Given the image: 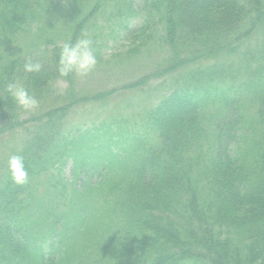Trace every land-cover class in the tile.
Instances as JSON below:
<instances>
[{"label": "trees", "instance_id": "16d2710c", "mask_svg": "<svg viewBox=\"0 0 264 264\" xmlns=\"http://www.w3.org/2000/svg\"><path fill=\"white\" fill-rule=\"evenodd\" d=\"M44 2L0 0V40L20 31ZM149 4L155 13L131 33L143 32L149 40L150 18H157L173 51L165 72L175 75L171 91L144 123L156 131L158 144L147 145L148 134L127 136L129 143L114 145L122 153L115 167L99 169L90 161L97 150L82 138L93 132L75 135L64 128L68 106L34 116L20 133V146L0 155V264H96L73 250L81 226L100 233L85 236L82 249L97 242L106 264H264V0ZM14 60L0 74V120L7 119L9 139L21 124L20 107L5 90L20 77ZM58 64L50 60L41 72L28 74L23 86L30 95L43 96L60 76ZM184 66L181 77L177 72ZM104 129L99 134L106 140L98 145L114 153V136L124 134ZM13 154L24 159L29 177L24 186L11 179ZM67 158L100 178L119 173L117 180L107 177L102 189L103 196L115 195V206L97 213L94 202L73 188L67 212L59 213L62 193L56 187L65 190L60 173ZM198 182L211 190L214 218L197 207ZM88 212L99 220L88 222Z\"/></svg>", "mask_w": 264, "mask_h": 264}, {"label": "rangeland", "instance_id": "374dc122", "mask_svg": "<svg viewBox=\"0 0 264 264\" xmlns=\"http://www.w3.org/2000/svg\"><path fill=\"white\" fill-rule=\"evenodd\" d=\"M151 1L45 0L37 8V14L29 18L20 31L3 35L0 40V74L3 67L15 59L14 62L17 61L21 65L18 68L20 77L16 76V82L22 85L29 74L23 69L25 63L33 59L36 61L42 59L40 61L42 65L50 60L59 62L63 45L65 43L74 44L77 39L83 38L85 33L93 42L92 48L97 65L95 70L83 79L75 74L55 77L50 81V86L43 96L38 99L40 102L38 109L25 111L19 108L17 114L21 124L12 130L15 132L14 139H9V131L4 127L8 124L7 119H1L0 155H3V152H9L12 147L20 146L22 140L20 133L22 129L33 125L34 116L66 106L70 108V113L64 121V128L67 131L75 132V135L82 132L87 133V130L88 133L93 132L82 138H86L84 144L94 147L93 152L97 150V153L90 159L96 168L108 167L109 164L115 167L114 162L117 163L121 159L119 154H122L119 152L121 147H118V143L120 141H124L123 145L129 143L125 139L127 136L134 138L136 134L142 137L148 134L145 143L151 146L158 144L156 131L152 127L149 131V127L144 126V123H147V112L158 104L174 85L172 77L175 75L165 72V68L172 63L173 51L163 38V31L157 24V18H150L154 23L152 28L154 30L149 40L148 37L147 41L145 40L143 32L137 36L131 33L132 30L140 29L151 13H155L149 4ZM58 66L59 64L55 66L56 70ZM185 71L187 68L184 66L177 73L183 77L186 75ZM137 81L141 82L133 86L132 83ZM106 127H110L112 133L122 130L124 134V136L120 133L114 136L113 141L116 142L113 143L114 153H110L107 147L102 148L98 145L99 142L106 140L100 136L99 129L103 133L106 132L104 129ZM132 140L130 139V142ZM114 145L118 146L114 148ZM89 151L92 150L89 149ZM74 164L72 158H67L62 173H60L65 190L58 185L56 187L62 193L58 194L60 206L57 211L62 214L67 212L66 202L73 188L79 189L80 198L88 203L94 202L97 213L100 212L97 210L99 207L115 206V195L106 193L104 194L106 198H103L102 189L105 187L106 179L113 177V181L117 180L119 173L105 172V176L100 178L96 171L87 167L80 168L78 165L75 167ZM201 183L197 184L196 195L199 202L198 204L196 202L197 207L199 205L201 213L214 218V215L211 216L212 210L210 209L212 206L210 204L211 190L209 187H200ZM88 193L93 199L84 198ZM90 216L91 213L88 212L87 221L94 223L99 220ZM172 218L176 219L174 215ZM78 228L75 238L72 237L75 241L73 250L76 251L77 256L82 250L84 254H88L85 255L87 260L94 261L93 263L96 264H106L98 255L101 250L96 246L97 242H94L93 246L86 244L87 248L82 249L83 243H87L85 236H96V234L99 236L100 233L90 228L87 231L84 226ZM41 230L47 229L42 226ZM72 238L69 241H72Z\"/></svg>", "mask_w": 264, "mask_h": 264}, {"label": "clouds", "instance_id": "9594fccd", "mask_svg": "<svg viewBox=\"0 0 264 264\" xmlns=\"http://www.w3.org/2000/svg\"><path fill=\"white\" fill-rule=\"evenodd\" d=\"M92 40L85 33L83 38L77 39L72 43H65L62 47L58 73L61 77H67L69 74L83 79L92 73L97 65V59L92 48ZM42 63H25L23 69L28 73H39L42 69ZM6 92L10 93L16 104L25 111H34L39 108L40 102L28 90L18 82H10L6 86ZM8 168L12 181L19 186H24L29 182L28 172L24 166V159L21 155L13 154L8 159Z\"/></svg>", "mask_w": 264, "mask_h": 264}]
</instances>
